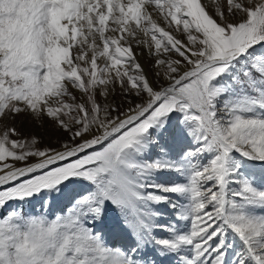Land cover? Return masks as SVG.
Wrapping results in <instances>:
<instances>
[{
    "label": "snow or ice",
    "instance_id": "obj_1",
    "mask_svg": "<svg viewBox=\"0 0 264 264\" xmlns=\"http://www.w3.org/2000/svg\"><path fill=\"white\" fill-rule=\"evenodd\" d=\"M0 264H264V0H0Z\"/></svg>",
    "mask_w": 264,
    "mask_h": 264
},
{
    "label": "rangeland",
    "instance_id": "obj_2",
    "mask_svg": "<svg viewBox=\"0 0 264 264\" xmlns=\"http://www.w3.org/2000/svg\"><path fill=\"white\" fill-rule=\"evenodd\" d=\"M15 126L20 130V132L24 136H29V135L35 133V134H37L39 136H42L44 141H45V143L48 142V135H47L46 129L40 127V125L38 123L33 125L26 118L21 117V118H18L15 121Z\"/></svg>",
    "mask_w": 264,
    "mask_h": 264
}]
</instances>
